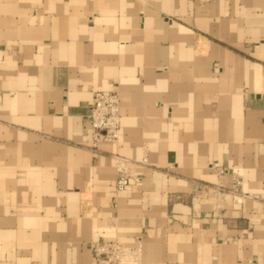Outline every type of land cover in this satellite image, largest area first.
I'll use <instances>...</instances> for the list:
<instances>
[{"label": "crops", "instance_id": "0c3cea01", "mask_svg": "<svg viewBox=\"0 0 264 264\" xmlns=\"http://www.w3.org/2000/svg\"><path fill=\"white\" fill-rule=\"evenodd\" d=\"M95 90L120 127L93 147ZM108 239L140 247L121 264H264V0H0V264Z\"/></svg>", "mask_w": 264, "mask_h": 264}, {"label": "built area", "instance_id": "2783aa9c", "mask_svg": "<svg viewBox=\"0 0 264 264\" xmlns=\"http://www.w3.org/2000/svg\"><path fill=\"white\" fill-rule=\"evenodd\" d=\"M120 127V97L115 90H95L92 93L87 117V129L90 132L91 146L100 142H113L117 139ZM216 175L228 171L217 162L210 163ZM141 174L133 172L122 158L117 159L115 189L118 192L130 189L141 182ZM230 200L242 204L246 199L258 200V194L243 190V181L239 175L231 174L230 184L224 190ZM90 264H121L136 261L139 256L138 245L128 246L117 239L93 240L89 244Z\"/></svg>", "mask_w": 264, "mask_h": 264}]
</instances>
